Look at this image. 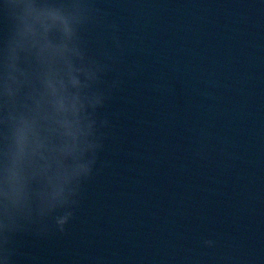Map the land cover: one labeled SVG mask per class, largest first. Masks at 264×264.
Returning <instances> with one entry per match:
<instances>
[{
	"label": "water",
	"instance_id": "95a60500",
	"mask_svg": "<svg viewBox=\"0 0 264 264\" xmlns=\"http://www.w3.org/2000/svg\"><path fill=\"white\" fill-rule=\"evenodd\" d=\"M30 2L72 20L86 134H61L44 83L67 26L32 21V46L0 0V258L264 264V0Z\"/></svg>",
	"mask_w": 264,
	"mask_h": 264
},
{
	"label": "clouds",
	"instance_id": "9594fccd",
	"mask_svg": "<svg viewBox=\"0 0 264 264\" xmlns=\"http://www.w3.org/2000/svg\"><path fill=\"white\" fill-rule=\"evenodd\" d=\"M13 9L20 10L17 13V19L20 21L19 36L24 42L32 46H34V41L28 36V33L31 30L30 24L32 21L37 19L59 18L67 26L66 30L64 31L66 42L61 44L63 54L59 56H52L46 62L47 64L56 60H63L67 67L63 73L58 71L46 72L44 83L52 97V104L57 117L55 119V123L59 125V128L62 130V135L71 137L73 142H75L78 136L86 133L84 129L81 128V120L79 118V114L84 108L83 102H81L79 99V92L75 97L68 94V85L76 87L77 89L81 87L80 80L73 74L76 71H81V69H74L71 66L70 61L67 59L68 54L70 53L79 55L75 48L69 47V44L71 43L74 36L72 20L70 17L64 16L63 13L55 6L44 5L37 7L34 3L30 2V0H22V3ZM92 75V73H88L89 78H91ZM65 77L67 80H65ZM74 100L78 101V108L73 103ZM99 102V97L95 98L94 101H89L92 106ZM69 115L72 117L71 120L68 118ZM86 127L90 129L91 124L89 123ZM89 147H91V145H89ZM61 151H64V149H61ZM90 163V161L79 163L71 172L65 171L63 174L57 175L55 179L58 181V184L54 191V197L60 196L62 194L64 190L63 185L69 183L75 177H78L82 174L86 175L89 172ZM5 196L7 197V193H5ZM0 264H6V259L0 258Z\"/></svg>",
	"mask_w": 264,
	"mask_h": 264
}]
</instances>
